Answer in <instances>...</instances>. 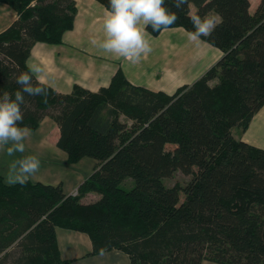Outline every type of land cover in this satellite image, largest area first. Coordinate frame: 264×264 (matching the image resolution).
<instances>
[{
	"label": "trees",
	"instance_id": "trees-1",
	"mask_svg": "<svg viewBox=\"0 0 264 264\" xmlns=\"http://www.w3.org/2000/svg\"><path fill=\"white\" fill-rule=\"evenodd\" d=\"M97 1L110 10L109 0ZM0 2L18 14L0 33V96L14 97L33 46L61 44L78 8L75 0ZM165 5L179 15L169 28L188 32L189 11L219 15L211 37L201 39L222 57L172 94L131 83L122 68L98 92L76 84L60 93L33 75L46 95H25L20 126L36 130L49 116L70 163H99L77 195L62 184L9 186L0 164V263L70 264L57 239L64 228L87 233L91 255L117 249L129 264H264V149L234 134L264 106V0L255 11L251 0ZM177 171L190 180L168 185ZM88 193L99 197L84 201Z\"/></svg>",
	"mask_w": 264,
	"mask_h": 264
},
{
	"label": "crops",
	"instance_id": "crops-1",
	"mask_svg": "<svg viewBox=\"0 0 264 264\" xmlns=\"http://www.w3.org/2000/svg\"><path fill=\"white\" fill-rule=\"evenodd\" d=\"M75 1L78 12L74 27L65 32L63 42L57 45L37 42L28 59V64L41 69L35 75L37 79L60 93H70L76 84L98 92L109 86L116 71L122 68L131 83L172 94L180 86L194 83L223 55L219 48L202 39L190 41L188 31L183 27H171L163 29L157 36L147 31L151 52L142 54L135 62L129 61L99 47L104 38L103 23L108 9L97 0ZM208 15L217 16L214 12ZM17 18L18 14L8 4L0 2V33ZM234 134L264 149V106L255 114L245 132L236 128ZM59 138L58 124L46 116L38 129L31 130L25 142L26 152L17 153L16 157L37 156L41 167L30 181L62 184L64 192L71 195L94 172L99 162L92 157H84L70 163L67 152L57 145ZM11 159L0 153L4 181ZM98 197L96 193H88L83 200L92 201ZM57 239L62 258L72 260L70 264L130 263L129 256L117 249L91 255L92 241L84 232L57 228ZM202 264L217 263L205 260Z\"/></svg>",
	"mask_w": 264,
	"mask_h": 264
},
{
	"label": "clouds",
	"instance_id": "clouds-1",
	"mask_svg": "<svg viewBox=\"0 0 264 264\" xmlns=\"http://www.w3.org/2000/svg\"><path fill=\"white\" fill-rule=\"evenodd\" d=\"M188 3L189 0H173L174 7L180 10L185 9ZM109 6L103 23L104 38L99 47L132 62L152 50L146 38L149 26L152 31L159 32L179 20V15L166 7L165 0H109ZM187 16L194 29L188 32V39L193 42L211 37L220 22L218 15L202 17L198 12L189 11ZM26 66L28 71L20 72L16 77L15 83L20 89L14 97L7 92L0 96V153L12 158L5 175V183L9 186L26 184L41 167V161L35 155L16 157L17 153L26 152L25 142L31 135L29 127L20 126L24 119L22 105L25 95H46L45 87L33 84V75L40 73L41 69L27 62Z\"/></svg>",
	"mask_w": 264,
	"mask_h": 264
},
{
	"label": "rangeland",
	"instance_id": "rangeland-1",
	"mask_svg": "<svg viewBox=\"0 0 264 264\" xmlns=\"http://www.w3.org/2000/svg\"><path fill=\"white\" fill-rule=\"evenodd\" d=\"M259 2H260V0H251V10L252 11H255ZM121 119L123 121H125V120L127 121V118L125 116H121ZM235 137H236V134H235ZM172 149H173V146L168 145L166 148V152L171 154ZM190 178H191V176L185 175L181 171H177V172H175V174L172 177L167 179V184L168 185H174L176 183L184 184V183L188 182L190 180ZM0 264H13V262L11 261V259L10 260L7 259Z\"/></svg>",
	"mask_w": 264,
	"mask_h": 264
},
{
	"label": "built area",
	"instance_id": "built-area-1",
	"mask_svg": "<svg viewBox=\"0 0 264 264\" xmlns=\"http://www.w3.org/2000/svg\"><path fill=\"white\" fill-rule=\"evenodd\" d=\"M78 194V190H76L72 195H77Z\"/></svg>",
	"mask_w": 264,
	"mask_h": 264
}]
</instances>
